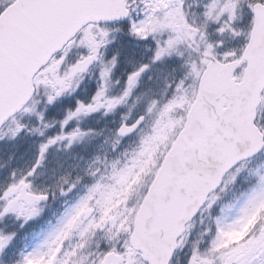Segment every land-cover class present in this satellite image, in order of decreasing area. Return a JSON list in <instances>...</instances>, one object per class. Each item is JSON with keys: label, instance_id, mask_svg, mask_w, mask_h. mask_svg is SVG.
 Wrapping results in <instances>:
<instances>
[{"label": "rangeland", "instance_id": "rangeland-1", "mask_svg": "<svg viewBox=\"0 0 264 264\" xmlns=\"http://www.w3.org/2000/svg\"><path fill=\"white\" fill-rule=\"evenodd\" d=\"M182 1L174 0L160 15L153 11L154 0H135L142 15L137 20L141 22L143 34L152 41L140 39L137 27L127 37H124L122 27L92 28L86 31L85 39L81 37L75 43V50L57 57L67 55L71 59L72 67L65 71L63 79L60 75H53V63L44 70L48 69L45 79L49 90L43 93V100L25 108L0 136V157L6 153L10 156L23 145L28 147V164L22 153L21 160L12 166L0 163V222L11 229L9 232L0 230V264H107L111 254L126 251L132 219H124V214L138 208L173 135L182 127L184 119L181 115L186 113L195 98L199 74L207 61L212 57L231 60L240 56L245 40L239 31L246 21L245 16L251 12L252 3L257 0H193V23L182 17ZM239 23L241 28L238 31L236 26ZM89 39H92L90 44ZM183 42L191 48L183 47ZM144 46L158 48L159 52L153 53L157 58L146 63L147 67L139 77H130L151 55V50H145ZM81 54L85 56L80 57ZM168 66L176 71L170 73ZM125 69L128 73L123 79L115 74L117 70ZM71 70L76 73L73 77L70 76ZM92 71L98 83L89 77ZM91 82L97 86L98 93L104 92L103 86L113 95L126 93L124 116L129 122L140 114H145L147 120L139 132L127 140L119 138V142L116 135L119 122H112V135L99 142L97 147L101 149L106 145L113 151V162V157L108 160L103 151L87 160L71 156L59 166L69 155L70 144L67 140L54 145L48 141L58 137L62 127L67 131L75 130L84 117L80 116L69 126H63L62 121L45 122V118L51 117L49 110L54 106L52 103L58 102L61 91L75 86L85 90ZM171 83L172 87L160 95ZM30 138L43 142L32 147L35 145L28 144ZM93 138H99L97 133L82 134L80 144H87ZM30 147L34 152H29ZM45 148L56 153H42ZM63 149L64 156L57 159V152ZM45 158L49 160L46 165L51 166L47 171L43 164ZM246 165L242 163L230 172L222 192L215 194L204 208L201 226H205L211 208L220 203L236 178L246 176ZM18 167L28 169V173L20 176L22 171ZM258 173L260 171H256ZM23 187L24 191L21 190ZM56 193L58 203L45 204L40 199L41 195L49 194L55 200ZM69 203H74V207L63 218L59 215L45 221L40 214L48 209V205L52 212L45 214L51 215ZM263 206L264 171L259 174L258 185L250 193L229 212L222 211L223 215L215 217L219 233L203 248L194 245L192 251L197 261L191 262L264 264V220L250 234H244L246 239L236 244L227 243L240 230L239 225ZM91 208H94L93 214L85 212ZM259 212L258 216H264V209ZM86 216L88 220H84ZM100 216L109 220L112 227L100 223ZM202 229L206 234L208 229ZM129 251L132 264L136 257L130 247ZM180 262L184 263V260Z\"/></svg>", "mask_w": 264, "mask_h": 264}, {"label": "water", "instance_id": "water-1", "mask_svg": "<svg viewBox=\"0 0 264 264\" xmlns=\"http://www.w3.org/2000/svg\"><path fill=\"white\" fill-rule=\"evenodd\" d=\"M127 14L124 0H17L9 6L0 16V126L29 101L34 73L83 25ZM245 58L239 84L232 77L238 62L208 64L185 127L143 199L131 244L149 264L169 263L185 223L225 172L259 147L253 116L264 87V53L255 55L251 42Z\"/></svg>", "mask_w": 264, "mask_h": 264}, {"label": "flooded vegetation", "instance_id": "flooded-vegetation-1", "mask_svg": "<svg viewBox=\"0 0 264 264\" xmlns=\"http://www.w3.org/2000/svg\"><path fill=\"white\" fill-rule=\"evenodd\" d=\"M59 66H55L53 70V75H59ZM43 76V75H41ZM47 77V75H44ZM91 101L88 103H80V102H60L56 104L57 109L59 111H66L70 109H74L77 112H94V115L98 121V123L102 126H97L95 128L96 133H100L106 130L111 129V121H112V112L114 110L112 103L107 104V100L111 99V94H106L104 92L96 93L94 89L91 93L90 97ZM117 112V110H115ZM61 114V113H60ZM65 114V113H64ZM49 200V199H48Z\"/></svg>", "mask_w": 264, "mask_h": 264}, {"label": "trees", "instance_id": "trees-1", "mask_svg": "<svg viewBox=\"0 0 264 264\" xmlns=\"http://www.w3.org/2000/svg\"><path fill=\"white\" fill-rule=\"evenodd\" d=\"M243 185V182H241V181H239L238 182V184H237V186L239 187V189H240V187Z\"/></svg>", "mask_w": 264, "mask_h": 264}]
</instances>
